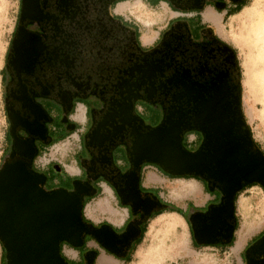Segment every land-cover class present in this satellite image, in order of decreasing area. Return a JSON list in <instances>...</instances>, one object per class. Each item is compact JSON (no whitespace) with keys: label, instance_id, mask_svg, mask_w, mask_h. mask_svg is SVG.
<instances>
[{"label":"flooded vegetation","instance_id":"flooded-vegetation-1","mask_svg":"<svg viewBox=\"0 0 264 264\" xmlns=\"http://www.w3.org/2000/svg\"><path fill=\"white\" fill-rule=\"evenodd\" d=\"M123 1L20 0L3 67L7 128L0 168L4 163L23 162L47 193L66 190L83 203L74 227L79 235L72 231L60 236L65 264H101L103 255L129 263L150 221L172 207L187 221L192 245L229 247L238 228L239 195L255 185L264 191L260 182L241 180L233 208L215 223L213 215L229 206L224 181L207 172L173 174V168L140 154L136 144L157 129L177 135L174 140L187 151L196 145L192 153L214 154L221 144L256 155L264 150L245 115L237 49L222 39L195 44L187 33L176 29L145 48L136 38L133 20L116 13ZM164 1L171 6H200L207 0ZM126 3L118 9H125ZM86 95L100 101L102 109L95 105V122L83 134L80 149L65 157L79 160L80 166L86 163L85 173L73 176L63 173L62 164L52 158L53 146L75 131L71 118L75 101ZM140 99L161 106L164 118L160 123L146 124ZM120 144L127 147V154L116 161L114 150ZM117 165L127 166L126 170ZM152 172L165 179H195L209 197L201 205L193 201L185 207L172 204L163 197L162 185L144 183ZM100 174L111 182L119 208L126 214L119 225L108 219L95 222L85 215L92 182ZM56 181L74 185L49 190L48 185ZM212 224L215 234H204ZM263 232L264 228L259 233ZM0 243V264H13L10 251ZM252 245L246 246L248 264L264 258V254L250 252Z\"/></svg>","mask_w":264,"mask_h":264},{"label":"rangeland","instance_id":"rangeland-1","mask_svg":"<svg viewBox=\"0 0 264 264\" xmlns=\"http://www.w3.org/2000/svg\"><path fill=\"white\" fill-rule=\"evenodd\" d=\"M125 7H128V3L125 4ZM19 9L20 0H0V166L2 159L1 155L4 148L5 131L7 128L3 95L4 86L1 78L3 67L6 62L7 51L9 50L11 38L13 37V32L16 28ZM145 21L149 22V20ZM263 24L264 0H255L253 5L245 10V14L237 22L234 32L237 34L236 49L242 74V93L245 115L251 126L254 138L264 150ZM96 104L97 106L101 105L100 101L97 99ZM138 104H141L145 108L141 116L146 121L147 125L151 124L154 126L160 123L164 118V111L161 106L149 102L146 99L138 100ZM194 148H196V145L193 147L189 146L187 149L191 151ZM126 154L127 147H125L124 144L117 145L114 150L113 159L117 161L120 157L125 158ZM117 166L120 167V165ZM126 167L121 166L120 169L125 171ZM77 178L84 180L83 177ZM184 182L194 185V191H189L188 189V192L183 193L180 192L179 189H176V187L182 185ZM144 183L146 185L161 184L164 190V198L170 203L182 207H185L188 201H193L195 204L201 205L205 203L209 197V194H207L206 191H202V185L195 182V179H165L160 175L159 178H155L154 173L152 172L148 174V178L144 180ZM72 185L74 184L65 181H56L55 184H49L48 188L49 190L52 187L66 188L71 187ZM210 192L211 191H209V193ZM213 192L220 196L219 192ZM219 201V198L212 199L210 203L211 205H216ZM190 208L194 209L191 205ZM197 210L206 211V208L198 207ZM171 212L174 211H165L163 214L150 221L142 243L134 252L132 260L126 264H135L138 262V253L140 252H144V256L147 259L152 260L154 264H192L195 260L202 261V264H242V261H245V264H248L249 260H247L246 252L247 244H254V242H257L264 235V232L263 234L259 233L264 228V191L259 185H255L249 190L242 192L237 199L236 212L238 217V228L236 231L235 242L229 247H196L192 245V237L188 228L189 225L182 214L179 213L182 218L181 216L176 215L177 223L173 228H167L164 225V220L175 216V214ZM241 230H243V235L240 234ZM247 238H249L248 241H246ZM177 239H184L186 244L184 245L183 243V246L180 243V240L179 242H176L178 241ZM238 240L242 241L240 245L237 242ZM243 249H245V253H242ZM2 250L0 243V256ZM67 253L73 255L69 250H67ZM103 259L106 260L104 261ZM101 260H103L101 261V264H111L110 259L101 258ZM114 264L121 263L114 262Z\"/></svg>","mask_w":264,"mask_h":264},{"label":"water","instance_id":"water-1","mask_svg":"<svg viewBox=\"0 0 264 264\" xmlns=\"http://www.w3.org/2000/svg\"><path fill=\"white\" fill-rule=\"evenodd\" d=\"M176 138L157 129L143 136L135 147L140 154L173 168V174L207 172L221 181L236 178L234 194L243 179L264 187V154L243 153L237 146L230 150L223 144L214 154L192 153ZM38 183V177L23 162L4 163L0 168V241L10 251L13 264H65L60 236L78 230L74 227L81 218L83 203L66 190L47 193ZM234 194H227L231 209ZM251 251L264 254V235ZM257 262L264 264V258Z\"/></svg>","mask_w":264,"mask_h":264},{"label":"crops","instance_id":"crops-1","mask_svg":"<svg viewBox=\"0 0 264 264\" xmlns=\"http://www.w3.org/2000/svg\"><path fill=\"white\" fill-rule=\"evenodd\" d=\"M137 1L126 0L120 2H128V7L119 10V3L115 10L126 21L133 20L135 27L138 28L136 38L141 46L145 48L159 43L173 29L187 33L191 38V42L195 44L222 39L236 48L237 34L234 32L235 26L245 14V10L250 8L255 0H207L200 6L193 4L171 6L164 0H155L151 3L145 0ZM145 20H149V22ZM95 105L96 101L91 96L86 95L84 98H77L71 116L75 122V131L53 146L52 158L62 164L63 173L73 176H81L85 173L82 167L86 163L80 166L79 160L74 158L66 160L65 157L69 153H75L80 149L83 134L89 130V125H93L95 122L97 116L94 109ZM97 108L102 109L101 106H97ZM154 176L159 178L156 173H154ZM95 177L92 182L94 190L89 194L85 215L95 222L108 219L117 225L121 224L126 214L123 209L119 208L111 182L101 174ZM195 182L199 184L197 180ZM193 186L191 183L184 182L176 189L184 193L188 192V189L194 191ZM171 213H174L175 216L164 220V225L167 228H173L177 223V216H181L175 211ZM240 234L243 235V230L240 231ZM248 240L249 238L246 239V241ZM237 242L239 245L242 243L241 240ZM107 257L110 256L103 255L101 258ZM103 260L100 259V263ZM110 260L111 264H114V262L119 263L112 257H110Z\"/></svg>","mask_w":264,"mask_h":264},{"label":"bare ground","instance_id":"bare-ground-1","mask_svg":"<svg viewBox=\"0 0 264 264\" xmlns=\"http://www.w3.org/2000/svg\"><path fill=\"white\" fill-rule=\"evenodd\" d=\"M263 26H264V24H263ZM263 26H262V28H263ZM263 36H264V32H263ZM263 36H261V37H263ZM263 39H264V37H263ZM264 81V80H263ZM223 181L225 182V184H226V188H227V192H228V196H230L231 194H234V187H235V184L237 183V179L236 178H234V179H227V178H223ZM218 212V213H217ZM214 215H213V218L214 219H216V220H214V222L215 223H217L218 222V220H219V216H221V215H223L224 213H229L230 212V208H229V206L228 205H226V206H223V207H221V208H219L218 209V211H217ZM215 232H216V229H215V225L214 224H212L210 227H209V229H208V231H204V234H212V233H214L215 234ZM79 233V231H77V234ZM79 235V234H78ZM180 238V237H179ZM178 241H176V242H179V240L180 239H177ZM180 243L183 245V243H184V245L186 244L185 242H184V239H181L180 240ZM178 245V244H177ZM181 245V246H182ZM183 245V246H184ZM173 246V245H172ZM175 248H176V246H175ZM183 248H185V247H183ZM186 250V249H185ZM190 250V249H189ZM140 252V251H139ZM170 252V251H169ZM172 252V251H171ZM144 252H140V253H138V256H139V261L138 262H136L135 264H154V262L152 261V260H150V259H147L145 256H144V254H143ZM150 257V256H149ZM148 257V258H149ZM203 262L202 261H194V262H192V264H202ZM255 264H260V263H258V262H255Z\"/></svg>","mask_w":264,"mask_h":264},{"label":"trees","instance_id":"trees-1","mask_svg":"<svg viewBox=\"0 0 264 264\" xmlns=\"http://www.w3.org/2000/svg\"><path fill=\"white\" fill-rule=\"evenodd\" d=\"M170 211H177V212H179V210L176 207H172ZM233 244H234V242H232L230 244V246H232Z\"/></svg>","mask_w":264,"mask_h":264}]
</instances>
